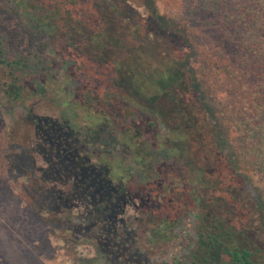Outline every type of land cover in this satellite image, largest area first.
<instances>
[{"label":"trees","instance_id":"trees-1","mask_svg":"<svg viewBox=\"0 0 264 264\" xmlns=\"http://www.w3.org/2000/svg\"><path fill=\"white\" fill-rule=\"evenodd\" d=\"M182 10L217 31L237 115L215 116L188 59L141 49L151 18L133 0H0L2 164L81 264H264V193L249 190L264 185V0ZM35 100L57 112L69 160L38 165L12 130Z\"/></svg>","mask_w":264,"mask_h":264},{"label":"rangeland","instance_id":"rangeland-1","mask_svg":"<svg viewBox=\"0 0 264 264\" xmlns=\"http://www.w3.org/2000/svg\"><path fill=\"white\" fill-rule=\"evenodd\" d=\"M153 1L157 9L156 19L158 17L160 23L154 26L152 25L156 20L150 13L148 14L153 8L150 0L147 2L148 12L145 11L140 0H133L136 9L143 17L151 18V21L148 20L151 28L145 34L138 36L141 49L154 58L171 53L188 59L194 76L200 82L205 102L211 107L215 116L221 119L228 115L229 117L237 115L241 111L238 109L240 107L238 102L243 97L239 95L234 100L231 93L233 84L223 69V63L215 57L218 55L217 52L212 51L208 46L207 38L217 35L215 28L199 21L197 16L192 14L188 16L186 11L183 12L182 3L185 0ZM235 87L239 94L242 89L240 84ZM27 107L30 108L29 114L23 108L11 112L13 119L15 116H18L17 118L21 116L24 121L22 123L18 119L15 121L17 128L10 127V129L21 128L28 132L25 137L30 144L33 143L37 164L45 166L49 164V160L53 161L55 158L61 163L69 160V144L66 142L63 128L57 123V112L41 100L27 101ZM6 118L9 124V116ZM225 125L228 127L226 131L228 134L235 129L228 121ZM4 142L5 138L2 134L0 136V264H81L77 260V251L81 247L74 250L64 241L62 232H50V226L36 217L26 205L21 195L23 180L8 172L2 164ZM249 185L253 196L264 193L263 184ZM168 249L170 253L178 252L177 245ZM170 253L167 255L161 253L157 260L166 261ZM93 264H98V261Z\"/></svg>","mask_w":264,"mask_h":264}]
</instances>
